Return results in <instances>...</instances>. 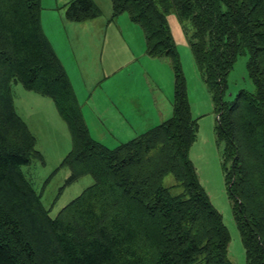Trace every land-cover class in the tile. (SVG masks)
I'll list each match as a JSON object with an SVG mask.
<instances>
[{"label": "trees", "instance_id": "16d2710c", "mask_svg": "<svg viewBox=\"0 0 264 264\" xmlns=\"http://www.w3.org/2000/svg\"><path fill=\"white\" fill-rule=\"evenodd\" d=\"M144 35L145 52L169 60L172 115L113 148L94 139L69 76L41 26V0H0V264H232L230 234L188 157L192 117L167 16L190 24L189 46L212 93L225 179L246 264H264V0H110ZM66 19L98 17L94 0H69ZM254 91L223 99L237 56ZM49 96L65 121L71 148L60 166L66 183H93L51 217L21 171L42 160L36 138L15 112L12 83ZM171 174L180 193L163 184Z\"/></svg>", "mask_w": 264, "mask_h": 264}, {"label": "rangeland", "instance_id": "374dc122", "mask_svg": "<svg viewBox=\"0 0 264 264\" xmlns=\"http://www.w3.org/2000/svg\"><path fill=\"white\" fill-rule=\"evenodd\" d=\"M95 1L101 12L93 20L66 19L63 4H56L55 0L41 1L40 18L42 29L69 76L90 135L113 148L172 115L173 73L167 58L146 54L143 31L126 12L112 19L110 0ZM167 19L185 78L190 112L196 121L188 157L230 234L228 257L232 264H246L233 214V200L225 179V166L228 165L223 155L225 142L217 134L212 93L191 53L190 24L184 20L183 26L173 9ZM247 59L246 51L238 55L229 71L225 101H231L239 89L254 91L246 68ZM11 93L15 112L35 136V148L42 157V160L33 158L29 164L22 165L21 171L40 193L43 207L53 217L91 185L93 178L84 174L66 183L70 170L60 163L71 148V137L53 100L25 89L19 82L12 83ZM108 101H111L110 106L112 102L116 104L118 113L113 110L109 114ZM164 104L163 110L160 106ZM102 113L112 118L110 126ZM163 184L170 187L173 194L182 190L171 174L164 176Z\"/></svg>", "mask_w": 264, "mask_h": 264}, {"label": "crops", "instance_id": "0c3cea01", "mask_svg": "<svg viewBox=\"0 0 264 264\" xmlns=\"http://www.w3.org/2000/svg\"><path fill=\"white\" fill-rule=\"evenodd\" d=\"M42 1V0H41ZM56 1V4H63L64 5V3H66L68 0H55ZM51 2H53V1H51ZM94 2H96L95 0H94ZM54 4V3H53ZM41 9H42V7H41ZM90 20H93V19H90ZM85 23V22H84ZM154 58V57H153ZM64 66V65H63ZM65 68V67H64ZM109 102H111V101H108V106H110L109 105ZM163 110H164V108H165V104H164V106L163 105H161L160 106ZM109 109H110V111H109V114L111 113V111H116V113H118V108L116 107V104L115 103H113L112 102V106H110L109 107ZM163 110L161 111L162 112V114L164 115V113H163ZM158 113V112H157ZM104 114H107V113H104ZM103 113H102V116H105ZM105 121L109 124V126L111 125V122H112V118H107L106 116H105ZM119 128L121 129V126L119 125ZM117 129H118V126H117ZM97 140H99V137H96V136H94ZM100 140H102V139H100ZM99 140V141H100ZM123 140V139H122Z\"/></svg>", "mask_w": 264, "mask_h": 264}]
</instances>
